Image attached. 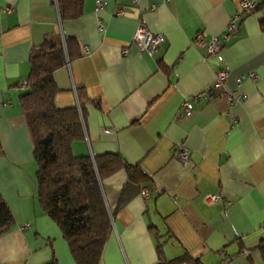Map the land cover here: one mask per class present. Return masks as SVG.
I'll list each match as a JSON object with an SVG mask.
<instances>
[{
    "label": "crops",
    "instance_id": "crops-1",
    "mask_svg": "<svg viewBox=\"0 0 264 264\" xmlns=\"http://www.w3.org/2000/svg\"><path fill=\"white\" fill-rule=\"evenodd\" d=\"M97 1L63 22L57 0H0V192L15 219L0 235V264H77L40 205L20 86L34 46L66 35L82 54L55 72V102L80 112L83 104L85 138L74 153L120 154L149 176L128 200L126 169L102 182L113 229L99 264H156L159 251L193 264H264V0H251L256 8L214 55L194 47V37L223 36L243 0H100L99 10ZM140 23L165 36L157 55L133 42ZM221 70L243 100L230 103L213 89L186 115L184 102ZM250 72L258 79L237 84ZM212 193L224 200L209 203Z\"/></svg>",
    "mask_w": 264,
    "mask_h": 264
},
{
    "label": "trees",
    "instance_id": "trees-1",
    "mask_svg": "<svg viewBox=\"0 0 264 264\" xmlns=\"http://www.w3.org/2000/svg\"><path fill=\"white\" fill-rule=\"evenodd\" d=\"M84 1L57 0L61 21L80 17ZM81 54L77 39L67 35L34 46L21 104L34 140L41 208L59 226L77 264H99L113 229L102 182L126 169L129 181L122 198L128 200L139 193L149 176L120 154L92 157L74 153L73 143L85 138L84 108L81 102V112L78 106L56 105L59 86L55 72ZM14 224L13 212L0 192V235ZM180 260H169L159 251L156 264H180Z\"/></svg>",
    "mask_w": 264,
    "mask_h": 264
},
{
    "label": "built area",
    "instance_id": "built-area-1",
    "mask_svg": "<svg viewBox=\"0 0 264 264\" xmlns=\"http://www.w3.org/2000/svg\"><path fill=\"white\" fill-rule=\"evenodd\" d=\"M137 2L138 0H134ZM103 7L102 1H97V10ZM256 8V3L251 0H243L241 3V9L237 12L229 22L226 32L223 36H213L211 40H206V34L204 32H199L193 39L192 45L199 49L205 50L207 54L214 55L218 53L224 43L225 40L228 39L229 35L237 30V21L241 18L245 13L250 12L251 10ZM120 13H122L120 11ZM99 29H103V25L99 24ZM166 38L164 35L155 33L151 31L145 24L140 23L134 33L133 42L138 46V48L148 53L150 56L157 55L163 43H165ZM85 52L88 53L89 49L85 48ZM124 53H127V49H124ZM228 77V73L225 70H221L217 73L216 78L211 85V87H207L201 90L197 95L194 96L193 99L187 100L183 104L184 112L186 115H190L194 110V105L197 99L206 97L210 93L211 90H219V96H226L230 103L234 101H241L243 97L241 95H237L236 91L228 90L226 88V79ZM247 77L252 79H258V74L256 72H250L249 74H242L237 77V84H240ZM22 89L27 87V81H23L20 84ZM179 159L184 165H187L190 162V151L187 148H181L178 153ZM141 195L145 198L149 195L148 189H142ZM206 200L210 202L223 201L224 197L219 194H208L206 196ZM223 251L219 252V255H223ZM180 264H191L190 262H182Z\"/></svg>",
    "mask_w": 264,
    "mask_h": 264
}]
</instances>
